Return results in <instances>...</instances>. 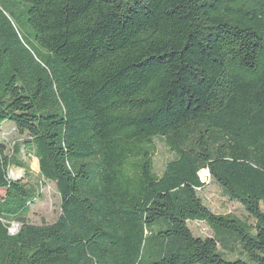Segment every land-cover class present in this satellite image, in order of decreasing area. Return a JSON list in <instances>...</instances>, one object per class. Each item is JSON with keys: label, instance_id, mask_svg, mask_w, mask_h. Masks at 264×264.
I'll use <instances>...</instances> for the list:
<instances>
[{"label": "trees", "instance_id": "1", "mask_svg": "<svg viewBox=\"0 0 264 264\" xmlns=\"http://www.w3.org/2000/svg\"><path fill=\"white\" fill-rule=\"evenodd\" d=\"M7 121L0 264H264V0H0ZM22 153L57 187L53 223L28 220ZM203 169L253 222L204 203Z\"/></svg>", "mask_w": 264, "mask_h": 264}, {"label": "rangeland", "instance_id": "2", "mask_svg": "<svg viewBox=\"0 0 264 264\" xmlns=\"http://www.w3.org/2000/svg\"><path fill=\"white\" fill-rule=\"evenodd\" d=\"M0 140L6 143L9 153L12 152L14 142L20 140V136L11 122L7 121L4 123L0 131ZM155 144L154 168L158 174H161L166 163L173 159L174 154L169 150L164 139L156 138ZM20 158L29 162L30 172L26 175L24 169L20 167L13 168L10 171V176L23 179L28 185L35 187L39 191V195L35 199L28 216L29 222L37 225L55 222L61 213V198L55 183L40 177L39 163L35 156H27L22 153ZM203 170H206L207 173L202 176L201 170L199 175L206 185L199 193L204 203L216 214H232L241 220L253 222L244 207L225 196L222 188L211 179L209 171L207 169ZM262 210L264 211V202ZM18 228L19 225L13 223L10 228L11 233H16ZM189 228L195 236L203 238L213 236V231L205 222H189ZM226 256L228 258H236V255L227 254Z\"/></svg>", "mask_w": 264, "mask_h": 264}, {"label": "bare ground", "instance_id": "3", "mask_svg": "<svg viewBox=\"0 0 264 264\" xmlns=\"http://www.w3.org/2000/svg\"><path fill=\"white\" fill-rule=\"evenodd\" d=\"M206 173H207L206 170H202V171H201V175H202V176H204Z\"/></svg>", "mask_w": 264, "mask_h": 264}, {"label": "built area", "instance_id": "4", "mask_svg": "<svg viewBox=\"0 0 264 264\" xmlns=\"http://www.w3.org/2000/svg\"><path fill=\"white\" fill-rule=\"evenodd\" d=\"M202 182H204V180L201 178ZM205 183V182H204Z\"/></svg>", "mask_w": 264, "mask_h": 264}]
</instances>
